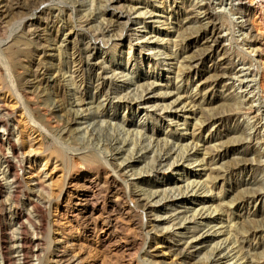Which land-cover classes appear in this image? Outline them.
<instances>
[{
    "label": "bare ground",
    "instance_id": "1",
    "mask_svg": "<svg viewBox=\"0 0 264 264\" xmlns=\"http://www.w3.org/2000/svg\"><path fill=\"white\" fill-rule=\"evenodd\" d=\"M131 1L134 2V0ZM228 1L232 6L231 10L240 16L239 19L243 20L241 25L243 29L247 28L255 19L264 21V0ZM145 4L147 5L144 6V10L135 11V6L124 4L123 0H33L21 7H18L19 2L11 3L10 0H0V16L2 18L11 15L16 9H20L21 14L15 30L6 39L0 40V76L3 75L2 78L6 80L15 96L12 99L15 101L14 105L23 110L25 122L38 125L49 136H52L55 146L53 154L61 157L69 165L70 171L80 162L85 168L88 167L95 173V177L83 175L74 184L76 189L81 188L83 192L75 199V216L78 218L84 216L90 220L92 232L97 233L99 229L97 220L103 217L106 206L112 208L111 212H116L118 210L116 201H121L123 204L130 203L129 209H133L132 205L137 206L136 202H139L137 207L142 209L146 218L155 217L154 222L150 221L146 226L145 224L141 225L143 235L150 239V242L145 244L148 249L154 248V244L156 248L159 244H166L163 241L164 236L172 239L180 235L185 236L179 240L183 246L177 250L169 247L168 253L172 258L170 264H187L189 258L194 255L191 249L199 247L201 248L197 251L198 254L206 252L198 259L197 264H256L257 256H260L259 259H264V255L257 253V249L252 247L249 241L256 240L260 234L264 236V223L252 226L251 222L246 220L249 223V227H247L245 222H239L241 217L234 218L233 213L228 212L227 222L223 223H228L227 234L232 233L231 247L230 241H228L229 236L227 238L216 237L219 231H214L213 228L204 232L205 228L217 221L212 217V213L217 212L223 203L221 202L223 200L219 198L207 199L204 197V193H213L214 191V187L210 183L200 184L196 179L187 178L184 184H179L177 179L172 178L164 180V184L166 183L164 186L151 183L152 186L149 187V180L144 178L147 175L165 179L162 172L164 173L166 170H172L176 175L184 176L186 174L184 168L196 162H201L206 167L212 165L206 160V157L201 158L196 152L189 154L187 150L191 145L183 146L180 139L171 142L166 140L164 144L158 142L154 129H149V134L146 132V123L151 121L153 125H161L165 129L171 128L178 119L174 111L187 108L189 102L192 107H196L198 105L197 97L201 93L206 96L209 93H215L220 88L226 89L229 87L228 81L233 78L229 67L222 66L227 64L223 62L216 70L217 80L210 87L202 85V81L197 82L196 89L188 94L187 99L183 100L181 89L174 85L173 88H170L169 82L165 81L167 79H162V74L149 73V71L142 74L140 69L144 66V62L139 58L144 57L143 50L157 52L158 54L155 56L164 55L166 59L175 58L180 64L182 60H185V57H182L183 51L195 44L186 42L187 35L178 33L176 36L174 35L173 39L169 37L172 35L166 32L164 38L168 37V44L173 41L175 48L178 40H181L182 46L173 52L169 51L168 46H160V41H164V38L162 40L160 38V31L154 27L146 26V20L143 17L148 15L154 23H158L160 20L158 13H164V9L160 10L155 5L150 6L146 2ZM109 8L114 11L119 10L120 16L115 15L114 12L107 13ZM211 9L212 0H192L187 2V9L179 18L178 14L176 15L179 21L180 19L193 21L195 42L207 45V58L222 59L227 51L222 42L224 39L221 35L223 28L218 27L209 16ZM78 14L81 17L80 20H84L83 23L79 24L78 21H74L73 15L79 16ZM106 14H110V18H107ZM124 14L127 15L126 20L119 21L124 19L122 17ZM132 15L135 17L132 18ZM112 17L118 19L117 34H114L115 30H112L114 26ZM94 18H97L94 21L97 24H93ZM171 18L170 14L168 20H164V22L169 23ZM85 23L91 25V32L85 29L83 25ZM137 25H144L148 31L133 39L136 34H130L129 28ZM3 29V27L0 28V33L4 32ZM65 30H68L69 34L76 33L78 38L72 42V52H69L65 38H60V33ZM178 30L181 31V28ZM116 37L120 41L129 42L130 52L136 49L133 41H142L137 49L139 57L134 58L133 68L129 64L130 61L123 64L118 62L120 59H114L117 57L115 53L121 43L113 41ZM106 46L113 52L110 59H103L100 56ZM50 48L57 52L53 55V57L57 55L58 58L56 65L47 61L53 59L52 56H47V49ZM161 51L162 53H160ZM120 57L122 60V55ZM166 59L161 58V62H166ZM195 66L189 62L183 67L192 70ZM99 70L100 72H98ZM245 71L247 70L243 68L236 73V75L241 74L245 78L241 79L243 85L240 88L243 91L239 92L233 99V103L229 105L228 114H230V120L239 115L249 116L245 120L246 124L243 125V129L232 131V134H240L236 142L244 143L245 153L250 154L251 157H244V154H240L234 160L236 168L232 175L244 173L249 166L246 163H250L252 167L255 164L264 163V155L261 151L256 148L255 150L250 149L251 145L254 147L256 143L264 144V111L261 108L264 98L262 75L259 74V78H257L258 74L253 75L250 80L249 77L252 73L244 75ZM181 72L182 70L179 69L176 79L183 78ZM227 78L228 81L225 83L224 79ZM56 81L61 84V88L58 91L48 92L47 88L50 83ZM161 81H165V90L157 87ZM29 91H33L35 95L40 96L39 98L42 94H47V101L38 103L36 108L32 107L27 98ZM174 91H177V96L169 104H166V98ZM256 101H259L260 106L254 111L253 106ZM247 106L256 112V115L251 117L253 112L247 114ZM6 107V101L0 98V148L4 137L15 135V131L10 130V125H7L4 132L2 131L1 119L3 115L1 111ZM46 108L58 109L60 112L67 113L66 116L63 115L58 120L62 125L66 124L60 128V131L55 132L54 129L51 131L44 125L46 116L41 113ZM120 110L130 112L132 118L118 119L117 112ZM110 111H114L115 115H111ZM158 111H160L159 114ZM139 112H143L147 117L138 120ZM210 116L206 121H212L215 115ZM55 121L58 123L57 120ZM69 123L78 126L80 131H73ZM23 148L24 145L13 143L10 147L11 153L0 158V179H8L9 189H6L10 192L11 200L13 196L16 197L21 183L18 172L19 163L24 165L26 162V155L22 152ZM138 153L139 156L136 157L135 155ZM211 161L213 163L214 158ZM48 163L47 161L46 165ZM142 164L144 166L139 167ZM41 175L39 172L31 177V181L35 179V184L40 187L37 190L38 193L45 192V184L42 182ZM160 175H163L164 178H161ZM207 177L211 181L214 179L208 174ZM258 177L260 178H256L253 183L240 185V187H246L241 204L264 202V171L261 170ZM48 181H51L49 184L53 186V175L49 176ZM63 184L65 186L66 183L63 182ZM3 188H5L4 185L0 184V190ZM50 189L49 198L38 195V198H29V202L40 207L43 204L52 205L57 200H61L63 191L55 194L52 188ZM110 194L112 196H109ZM101 201L104 206L99 208ZM190 202H198L202 207L190 212L186 210L182 215L177 214L179 209L175 207L178 204L184 206ZM160 213L166 215L163 223L160 221L164 214ZM167 215H170L169 218ZM198 217L199 220H197ZM110 219L111 217H107L106 220L111 224L112 220ZM18 220L23 219L19 216L9 222L0 219V264H30L29 242L23 233L26 227ZM164 223L167 224L166 227L162 226ZM191 223L192 226L189 225ZM151 232L156 234L162 232L164 236L154 240ZM213 233L215 235H212ZM153 242L154 244H152ZM32 243L37 244V239H33ZM143 249L146 257H140V260L144 264H159L155 260H149L147 256H152V253L146 248ZM252 253L255 255L252 256ZM35 255L42 258L39 264H44L45 260L49 259L47 254L44 259L37 249H35ZM57 257L55 262L59 264L80 263V256L75 255L71 250L62 252Z\"/></svg>",
    "mask_w": 264,
    "mask_h": 264
},
{
    "label": "rangeland",
    "instance_id": "2",
    "mask_svg": "<svg viewBox=\"0 0 264 264\" xmlns=\"http://www.w3.org/2000/svg\"><path fill=\"white\" fill-rule=\"evenodd\" d=\"M30 1L33 0H10L11 3L19 2L18 7L24 6ZM190 1L192 0H134V2L131 0H123V3L126 5L135 6V11L144 10V6L147 5L145 2L149 3L148 5L150 6L155 5L160 10L164 9V13H158V16L160 17L158 23H154L153 19L149 18L148 15L145 18L143 17V19L146 20V26L154 27V29L160 31L161 40L164 38L166 32L170 33L172 36L169 37H172L173 39L178 33H180L187 35L186 42H190V44L192 42L195 43L194 45H190L187 50L183 51L184 54L182 57H185V60H182L180 64L175 58L171 57L166 59L164 55L155 56V54H158L157 52L143 50L144 57L141 56V58H139L144 62V66L140 69L142 74L146 71H149V73L153 72L155 74H162V79H167L165 81L166 83L169 82L170 88H173L174 85V87L176 86L181 89L183 100L187 99L189 96L188 94L196 89L195 86L197 82L202 81V85H208V87H210L217 80L216 76L218 74H216V70L219 69V66H221V63L223 62L227 64H223L222 66L229 67L233 77L232 79L230 78L229 81L228 78L224 79L225 83L228 81V88H220L215 93H209L206 96L201 93L197 97L198 105L196 107H192L189 102L187 108L174 111V114L178 119L175 121V125H172L171 128L165 129V127H161V125H153L151 121L146 123V132L149 134V131L154 129L155 136L159 140L158 142L164 144L166 140L171 142L180 139L183 146L191 145L189 150H187L189 154L196 152L199 157H206V160L212 165L206 167L203 163L196 162L195 164L184 168V171L186 172L184 176L176 175L172 170H166L164 173L162 172L165 179H159L147 175H145L144 178L149 180V187L152 186L151 183L164 186L166 184H164V180L172 178L177 179L179 184H184L187 178L196 179L200 184L210 183L214 187V191L213 193H204V197L207 199L219 198L223 200L221 201L223 203L217 212L214 211L212 213V217L216 218L217 221L205 228L204 232L213 228L214 231H219V234L216 237L227 238L229 236L228 241H230L229 244L232 247V233L230 235L227 234L228 223H223L227 222L228 212L230 214L233 213L234 218L241 217L239 222H245L247 227H249V223L246 222V220H249L252 226H259L264 223V202H259L257 204L247 203L246 205L241 204L246 187H240V185H246L249 182L253 183L256 178H260L258 176L261 170L264 171V163L255 164L254 167L250 166V163H246L247 165L249 164V166L244 173L232 175V172L236 168L234 160H236L240 154H244V157H251L250 154L247 155L245 153L246 148L244 143L236 142L240 134H232V131L243 129V125L245 126L246 124L245 120H247L246 118L249 116L239 115L230 120V114H228L229 105L233 103V99L236 95L243 91V89L240 88V86L243 85L241 84V79L245 78L241 74L236 75V73L243 68L247 70L244 72V75L246 73H252L249 77L250 80L253 78V75L258 74L257 78L260 77L259 74L262 75L261 82L263 85L262 93L264 97V21L255 19L247 28L243 29L241 27L243 20L239 19L240 16L231 10L232 6L229 4L230 2L228 0H212V9L209 11V16L212 17V20H214V23H216L218 27L223 28L221 35L224 39L222 42L225 44L227 51L222 59H209L207 58V45L195 42L196 35L193 33V27H195L193 21H182V19H180V23L178 19L179 16L183 14L184 10L187 9V2L189 3ZM183 3L185 4L182 5ZM170 5L173 7H169ZM109 12H114L115 15L120 16L119 10L114 11L109 8L107 13ZM170 14L172 15L170 22H164V20H168ZM176 14H178V18ZM109 15L110 14H106V17L108 16L107 18H110ZM126 16V14L122 15L124 19H120L119 21L126 20ZM134 17L135 15H132V18ZM20 18V9L14 10L13 13L6 18L0 16V28H4V32L0 33V40L6 39L9 34L15 30L14 28ZM80 18V15H73L74 21H78L79 24L84 22V20L81 21ZM112 18L114 25L112 30H115L114 34H117L116 31L119 27L117 23L118 19L117 17ZM201 18H203V16H201ZM96 19L97 18H94L92 20L93 24H97L94 22ZM83 25L87 31L91 32V25H87V23ZM173 26L175 27L171 28ZM179 28H181V31H177ZM129 29L130 34H136L133 39L142 36L148 31L144 28V25L132 26ZM56 31L57 29L55 30V33ZM60 38H65L68 43V50H70L69 52H72V42L78 39L76 33L73 32V34H69V31L65 30V32L60 33ZM167 38L165 37L164 41H160V46H168L169 51L172 52L177 51L182 46L181 40H178V44L174 48L173 41L168 44ZM113 41L121 42L119 43L118 51L115 53L117 57L114 59H120L118 62H122L123 64L130 61L129 64L131 68H133L132 64H134V58L139 57V50L137 49L142 44V41H133V45L136 49H133L131 52L129 50L128 41H120L117 37L114 38ZM47 51V56L53 57V55L57 54L52 48L47 49ZM160 53H162V51ZM112 54V49L106 46L100 56L103 57V59H110ZM121 55L122 60L120 57ZM161 58L166 59V62L162 63ZM47 61L56 65L58 63L57 55L54 56L52 60ZM189 62L196 65L194 69L191 70L187 67H183ZM179 69L182 70V75H180L183 78L176 79ZM98 72H100V70ZM2 76L3 75L0 76V88H2L0 90V98L7 103V107L3 108V111H1V114L3 115V118L1 119L2 131L4 132L7 125H10V130L15 131V135L10 137L2 136L4 137V140L0 148V158L11 153L10 147L11 144L14 143L24 145L22 152L26 155V162L24 165L19 163L20 166L18 167V172L21 183L19 185L18 193H16V197L13 196L12 200L8 190V179H0V184L5 187L0 190V197L2 200V203L0 204V219L6 222H9L11 219L13 220V218L17 216L23 219L18 221L23 223L26 227L23 233L27 242H29V263H40V259L42 258L35 255V249H37L38 253H40L42 257L44 256V259L46 254L49 258L48 260H45L44 264H59L55 262L58 258L57 255L68 250H71L75 255L80 256L79 264H144L140 260V257H146V254L143 253V248H146L147 251L152 253V256H147L149 260H155L159 262V264H170L172 258H170L171 256H169L168 253L169 247H173L174 250H177L179 247L183 246V243L179 240L185 236L180 235L172 239L166 238L162 232L158 234L151 232L154 240L163 238L164 236L163 241H165L166 244H159L156 248V245L153 242L152 244H154V248L148 249V246H145V244L147 242L149 243L150 239L143 235L141 225L145 224L146 226L150 221L154 222L155 217L149 216L146 218L142 209L137 207L139 206V202H136L137 206L132 205L133 209H129L130 203L123 204L121 201H116L118 204L116 206L118 209L116 212H111L112 208L106 206V209H104L103 212V217L97 220L99 228L97 233L91 231L92 225L90 220H87L84 216H80L79 218L75 216V199L83 192L81 188L76 189L74 184L80 180L83 175L95 177V173L89 170L88 167L85 168L80 162L77 167H73V169L71 168L72 171H70L69 165L64 162L61 157L53 154L55 146L52 136H49L48 133L42 130L38 125H36V127L34 124H27L25 122L26 119L23 116V110L19 106L14 105L15 101L12 99H14L15 96ZM165 81L158 83L157 87L165 90ZM60 88L61 84L56 81L51 82L47 89L49 90L48 92H53L56 90L58 91ZM31 90L34 89L31 88ZM256 93H258L257 90ZM27 95L30 105L34 108L40 103L47 101V94H42L41 98H39L40 96L35 95L33 91H29ZM176 96L177 91H174L173 94L166 98V104H169ZM254 105L253 110L255 111L260 106L259 101H256ZM261 108L262 111H264V98L262 99ZM253 110L249 109V106L246 107L247 114L253 112L251 117L256 115V112ZM159 113L160 111H158V114ZM41 114L46 116L44 125L49 127L51 131L54 129L55 132H58L62 126L64 127L66 125H62L58 121L63 115H67L66 112L63 113L58 109L54 110L46 108L43 109ZM110 114L115 115V112L110 111ZM210 115H215L213 120L206 121L211 117ZM117 117L118 119L123 117L125 119L132 118L131 113L125 112V110L117 112ZM146 117L147 116L143 112L137 114L138 120L142 118L145 119ZM55 120H57L58 123ZM69 124L71 125V123ZM177 124L179 126H176ZM71 127L75 132L80 131L75 124L71 125ZM192 142L194 143L192 144ZM255 145L254 147L251 145L250 149H259L264 155V144L256 143ZM22 156L24 155L22 154ZM135 156L138 157L139 153ZM213 158L214 161L212 163L211 160ZM47 161L49 162L48 165H46ZM143 166L144 164L139 165V167ZM39 172H41V179L43 184H45V192L41 191L40 193L37 192L40 187L35 184V179L31 181L33 174L37 175ZM187 174L188 176L186 177ZM207 174L214 177V179L211 181L209 177H207ZM50 175H53V186L49 184L51 181H48ZM160 176H162L161 178H164L163 175ZM63 182L66 183L65 186ZM50 188H52L55 194L63 191L61 200H55L56 202L54 201L55 203L52 205L43 204V206L40 207H36L29 202V198H38V195L49 198L51 193ZM109 196H112V194ZM103 206L104 204L101 201L99 203V208H102ZM201 207L202 206L198 202H190L184 206L178 204L175 208L179 209L177 214L182 215L186 210H189L190 212L193 209L199 210ZM164 213L160 214L162 215ZM163 216V219L160 221L162 223L166 218L165 214ZM169 216L170 215H167V218H169ZM107 217H111V224L107 223ZM199 219L200 218L198 217L197 220ZM189 225L192 226V223ZM162 226L166 227L167 224L164 223ZM212 235H215V233ZM33 239H37V244L32 243ZM249 242H251L252 247L257 249V253L264 255L263 235L260 234L256 240ZM200 248L201 247L191 249V252L194 253V255L189 258L187 264H197L198 259L206 252L203 251L198 254L197 251ZM162 252L165 253V255H163ZM253 255L255 254L252 253V256ZM257 257L256 264H264V259H259L260 256Z\"/></svg>",
    "mask_w": 264,
    "mask_h": 264
}]
</instances>
